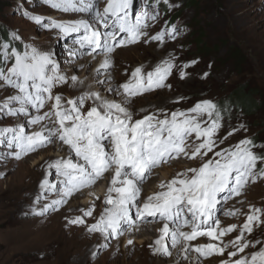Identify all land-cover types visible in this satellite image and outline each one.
<instances>
[{
    "label": "rangeland",
    "instance_id": "obj_1",
    "mask_svg": "<svg viewBox=\"0 0 264 264\" xmlns=\"http://www.w3.org/2000/svg\"><path fill=\"white\" fill-rule=\"evenodd\" d=\"M230 2L244 13V37L255 26L253 40L233 32L225 14ZM110 10L121 15L108 34ZM2 31L19 48L0 43V264H140L141 238L124 215L163 223L154 217L163 201L195 197L218 177L226 183L211 191L212 222L181 228L197 232L191 253L204 244L214 255H199L197 264H264V0H0ZM241 85L254 93L258 112L217 115ZM176 131L179 154L139 170L134 145H160ZM57 156L82 168L84 160L110 159L106 173L138 166L132 174L147 193L164 179L177 187L153 206L141 197L122 201L102 237L88 238L86 256L76 246L90 236L80 223L86 215L72 208L86 197L65 198L85 189H76L64 162H53L62 160ZM93 171L87 167L85 175ZM190 184L194 191L187 193Z\"/></svg>",
    "mask_w": 264,
    "mask_h": 264
},
{
    "label": "bare ground",
    "instance_id": "obj_2",
    "mask_svg": "<svg viewBox=\"0 0 264 264\" xmlns=\"http://www.w3.org/2000/svg\"><path fill=\"white\" fill-rule=\"evenodd\" d=\"M240 10H241L240 7L236 4H233L232 2H230L229 5H227V7L225 8V14L230 17L229 19L231 21L230 26H232L233 32L236 34V36H239L243 40L245 39L253 40L254 38H256L255 37L256 32L253 33L250 30H254L255 26H252L250 28L249 34L251 33V36H249V38L248 36L244 37L243 33H240L239 31L240 30L239 21L242 20V22H244V20H246L245 17L242 18V16H244V13L243 14L240 13L239 12ZM103 22H106V18L103 19ZM108 24L109 22L106 23V25ZM254 25H257V24H254ZM83 42L85 43V41ZM95 48L97 49L98 47H95ZM93 59L95 58L87 60L86 65L87 63H90L91 60ZM79 66H80L79 64L76 65V67H79ZM106 66L107 64L103 60V62L101 63V67H106ZM108 135L110 134L108 133ZM180 136H181V131H176L170 134L167 137V140H164V143L160 145L159 144H149V145L145 144L141 147L139 143L135 144L134 152L138 150L140 154L135 153L132 157L137 158L140 155L139 159L143 167H141V169L139 170H142L145 165H147V167L149 168H154L156 167V164L157 165L160 164L161 161L164 160V162H166L171 156H175L179 154L182 148L176 150L173 154H171L170 149L176 143H179L182 146V142L179 141ZM84 145L85 146L83 147L87 152L92 153V154L96 152V148L93 145L91 144H84ZM63 148L65 149L66 147L64 146ZM122 148L124 150V153L128 152V150L125 147H122ZM57 157H61L60 159L62 160H58V161L56 160L53 162L55 163L64 162L69 167L70 174L76 175L75 178H77L78 180L77 181L78 186L75 185L76 189H78V187H80V190L85 189V191H82V192L81 191L69 192L65 196V198L70 199V200H76L77 198H82L83 196L86 197L84 199V202L81 203L80 205L72 206V208L75 207V208L81 209L86 215L80 218V223L83 224V226H86L88 228L87 231L90 233V236L87 233L82 235V238H80L81 241L79 240V242L76 244V246L79 247L81 252L84 253V255L86 256L87 254L85 253L87 252V250H89L91 244L93 242H96L95 240H99L102 237V235L105 233L106 229H105L104 224H105L106 218L112 216L113 212L119 211V205L121 204L122 201L124 202V200H127L128 198L141 197L144 204H150L153 206L155 199L159 198L162 195V193L167 192L168 189L177 187V185H173L169 182L168 184L165 183L166 181L164 182V180L166 179H164V180H160L159 188L156 191L147 193L145 186H141L136 182L137 175L135 177L132 174L135 172L136 174H139L137 173L138 170L136 171V169H138V166H132V164L127 163L126 167L127 168L131 167L128 170H125V168L124 169L122 168V169H119L117 172L106 173V166H108V164L110 165V163L113 164V162H110V159H107L104 162H99L98 160V161H95V163L93 161L91 162L88 160L86 162L84 160L85 168H82L77 165H73L69 159L65 158V156L63 157L57 156ZM143 162H145L146 164L143 165ZM87 167L90 170L92 168V170L94 171L93 173L89 172V174L86 176L85 171ZM73 170H75V172H73ZM95 170H97V172H95ZM130 170H131V174H130ZM104 177L107 178L106 179V192L103 194H101L100 192L99 194L98 193L100 191L98 188L99 182L101 178L103 179ZM142 177H138V179H141ZM220 185H221V181L219 177L214 180L210 179L204 191H202L201 193H196L197 195L195 197H189V198L201 200L205 206L203 208H205V210L208 211L209 213L211 212L213 213L214 210L209 206L211 202L210 190L218 189ZM69 188L70 190L72 189V187H69ZM188 188L189 190H186V192L192 193L194 191V184L193 186L190 185V187ZM167 194H173V193L169 192ZM185 197L186 196H181L179 197L180 199H178L172 196L170 197V199H166L165 202L163 201L161 205L156 207L157 212H155L154 217H156L155 218L156 220H160L163 223H159L155 221H152L149 223H137L139 217L135 212H130L129 214L124 215V217L127 218L125 219V223L126 224L134 223L135 225H134V229H132V232L141 238L140 246L143 248L146 255L143 261L140 262V264H197V262L200 261L199 255L202 258L204 257L211 258L212 255H214V253L211 252L212 250L205 247L204 244L202 247H199L198 254L191 253V247L193 246L191 239L193 238L194 235H197V232L191 231L189 229L182 230L181 225L174 224V223L180 222L179 215L173 218L168 215V214L175 215L176 212H179V209L182 210L181 212H183L186 217L190 216L191 213H193V210H191L189 206L186 205V202H185L188 196L186 198ZM100 200L102 201V206H101V209H98V203L100 202ZM202 209L198 211L199 214H203ZM197 220L199 221L200 219L198 218ZM172 221L174 222L173 224L171 223ZM210 221L212 222V219H210ZM124 226L126 225L124 224ZM203 227L204 225L200 223L199 228H203ZM165 231L169 232V235L166 236L169 238V242H166L165 238L162 236L163 233H165ZM153 232L156 233V236H154L150 241H147L146 239H144V237H146L148 234L151 235V233ZM88 238H93L92 239L93 242H91ZM184 241H188L186 248H185V245H182V242ZM132 243L133 242L125 241L123 244L130 245ZM165 255L166 257L167 255H169L168 260H166V258L164 257ZM88 257H89V254H88ZM116 262L113 261L112 264H117Z\"/></svg>",
    "mask_w": 264,
    "mask_h": 264
},
{
    "label": "trees",
    "instance_id": "obj_3",
    "mask_svg": "<svg viewBox=\"0 0 264 264\" xmlns=\"http://www.w3.org/2000/svg\"><path fill=\"white\" fill-rule=\"evenodd\" d=\"M1 42H7L9 51L16 50L19 48V45L14 43L12 39H8L3 31L0 33ZM3 58H0V68H3ZM245 86L241 85L239 89L235 90L231 94H229L224 100L223 103L219 105L217 115H221L223 117H229L230 112L232 110H237L243 112V114L254 115L258 112V103L253 100L254 93L252 91H246ZM254 162L251 163L253 165Z\"/></svg>",
    "mask_w": 264,
    "mask_h": 264
}]
</instances>
